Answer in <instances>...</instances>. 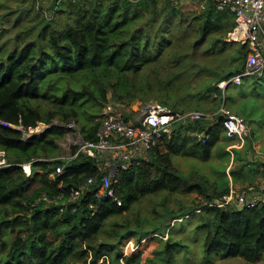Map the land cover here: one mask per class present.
Segmentation results:
<instances>
[{
  "label": "trees",
  "instance_id": "trees-1",
  "mask_svg": "<svg viewBox=\"0 0 264 264\" xmlns=\"http://www.w3.org/2000/svg\"><path fill=\"white\" fill-rule=\"evenodd\" d=\"M158 1L141 0L134 4H143L140 7H150L156 12ZM63 3L78 6L81 5V0H66ZM122 5L126 11H119L117 4L113 7L105 5L107 13H94L87 19L81 17L73 27L65 31L58 32L53 26L48 31L41 29L36 40H27L16 49L5 51L1 47L0 120L22 125L26 130L38 128L42 123L48 124L53 120H58L59 123L72 118L78 120L77 98L80 95H86L85 101L87 97L94 98L102 109L107 102L106 95L109 90L113 93V100L124 104L126 108L136 98L141 101L150 100L144 96L150 93L155 101L175 111L215 112L219 105L211 106L204 102L205 108L196 103L186 107L169 90L162 93L161 88L150 92H143L141 89L137 93L131 87H125L126 84L123 85L126 78L120 77V73L130 72L128 79L137 85L138 82H134L135 74L144 61L150 58L142 52L148 44V40L141 42L138 39L142 32L131 31L125 37L124 27L132 22L135 15L128 16V5L125 2ZM162 5L161 10L166 9L164 16L180 13L179 5L171 0H163ZM196 18V32L199 35L196 42L208 38L211 39L212 47L217 43L237 44L234 57L238 61L225 71L217 73L213 82L206 84L205 97L210 92L214 99L220 98L221 103L224 102L232 111L242 115L243 109L236 110L227 104L225 91L230 83L222 90L218 82L243 72L247 45L224 40L232 29L234 20L226 10H217L214 0H207ZM39 21L43 22V19ZM46 26L43 22L42 28ZM160 35L162 40L157 42L159 49L167 38L163 31ZM44 38L50 47H44ZM34 40L37 50L32 47ZM6 52L9 54L2 55ZM155 57L157 55L153 56ZM116 67L119 69L118 73ZM97 68H101L100 73L94 71ZM180 72L169 71L167 77L178 76ZM243 77L239 84H234L242 86ZM145 83L150 85L149 82ZM63 84L66 87L61 86ZM232 93L231 97L240 105V101H237L239 95ZM251 93L252 90H248L244 96ZM203 96L204 93L197 95L198 99ZM222 119L223 116L217 114L211 118L175 124L172 133L162 137L161 147L156 145L138 163L118 171L113 185L116 196L122 201L121 205H117L110 198L99 200L98 209L94 213L89 209V202L95 201L90 192L81 200L75 212H71L69 207L60 212L63 200L48 204L37 200L43 191L52 198L59 193L57 184L49 179L51 169L57 164L64 166L62 178L65 188L78 185L88 176L99 178L101 175L94 164L95 160L87 156L80 155L69 161L46 160L58 156V152L50 154V150H58L57 141L66 131L64 126L53 124L40 135L23 139L20 129L0 123V149L6 152L10 163L0 168V264H101L97 262L106 252L109 254L108 264H119L121 244L125 239L133 237L138 243L153 233L163 234L169 226L168 223H162L169 217L178 218L194 210H198L201 217L196 228L207 229L203 241L204 251L202 250L204 258L241 257L247 263H264V204L253 208H240L231 204L227 208L209 205L219 201L228 190L224 171L219 170L220 173L215 179L193 171L182 173L171 158V154L180 153L208 159L213 146L220 139L221 130L223 132ZM98 125L99 122L90 128L80 127L82 136L94 139ZM189 130L203 131L209 137L202 143L196 137L188 135ZM215 150L221 161L229 157V153L221 145ZM233 152L236 153L235 158L240 160L238 168L241 170L247 162V156L236 148ZM33 158L37 160L32 162V169L40 168L42 172L36 173L40 183L37 192L31 196L26 193L30 177L25 175L19 164ZM257 166L264 167V161L255 162L254 171ZM92 187L98 188L99 182L96 181ZM158 190L192 191L195 193V200L189 206L181 204L177 209L165 208V211L159 212L157 221L149 226H142L140 220L132 226L123 223L122 229L116 231L117 238L98 241L99 230L108 218L128 210L145 194ZM158 240L161 244L152 251L154 255L144 259L143 264H174L175 251L188 247L181 239H173L170 235L166 239ZM112 244L114 245L111 246ZM107 246L108 250L103 251L102 248ZM81 259L83 262H80ZM134 262L137 261L126 259L127 264Z\"/></svg>",
  "mask_w": 264,
  "mask_h": 264
},
{
  "label": "rangeland",
  "instance_id": "rangeland-1",
  "mask_svg": "<svg viewBox=\"0 0 264 264\" xmlns=\"http://www.w3.org/2000/svg\"><path fill=\"white\" fill-rule=\"evenodd\" d=\"M64 1H60L62 5H56V0H35L33 2L30 0H0V48L3 47L5 51H9L18 48L27 40H36L41 33V29L42 31H48L54 26L58 32L65 31L73 27L81 17L87 19L91 18L94 13L99 15L107 13L105 5L113 7L117 4L119 11H126L127 9L123 8L122 5L125 2L128 5L127 8H129L128 16L134 14L135 18L124 27V35L127 37L129 32L135 30L138 31L137 33L142 32V36L138 39L141 42L148 40L147 47L142 52L146 56L148 55L150 59L145 60L136 72L134 82H138L137 85L128 79L130 72L120 73V77L124 76L126 78L123 85L126 84L125 87H131L137 93L141 89L143 92H150L153 89L161 88L162 93L169 90L186 107L188 104L196 103L205 108L206 104L204 102L211 106L214 104L220 105V98L214 99L210 92L205 97V86L208 82H213L217 73L225 71L238 61L234 57L237 44L233 42H228L225 45L217 43L215 47H212L211 39L208 38H202L199 42H196L199 38L196 32L198 20L196 17L204 8V5H201V0H180L176 3L181 9L180 13H169L167 16H164L166 9L161 10L163 0L158 1L156 12H153L150 7H140L143 4L135 5L126 0H118L117 3L116 0H90L89 2L81 0V5L78 6H68L67 3H63ZM134 8H137V10L134 11ZM39 19H43V22L47 24L46 28H42L43 22H38ZM161 31L167 34V38L164 39L159 49L157 42L162 40ZM35 40L32 47L37 50L38 46ZM44 47H50L45 38ZM8 54V52L2 53V55ZM154 55H157V57L153 58ZM96 70L99 73L101 72V68L94 71L96 72ZM169 71L181 72L178 76L175 75L170 78V76L167 77ZM118 72L119 69L116 67V73ZM242 81L244 83L242 86H237L233 82L229 84L228 89L225 91L227 104L236 110H244L241 114L251 126L250 133L253 135L254 140L259 143L258 148L264 152V138L261 139L264 134V68L261 76L256 74L247 75L243 77ZM145 82H149L150 85ZM64 84L61 86L66 87ZM248 90H252L251 95L244 96ZM232 92L239 95L237 101H240V105L231 97ZM203 93L204 96L198 99L197 95ZM112 94L111 90L107 92V102L102 109L94 98L87 97L85 101L86 95H80L77 98L79 99L77 101L78 126L90 128L94 123L100 122L103 110L109 104L115 103ZM232 95L234 96L233 93ZM144 96L150 99L147 100L148 102L155 100L150 93ZM147 101H141L139 98L134 99L131 103L132 109L137 111L138 103H146ZM116 103L118 102L116 101ZM124 118L128 122L137 124L133 114L124 112ZM65 138L64 135L58 142L60 149L69 146V144L66 145L67 147L64 146L66 144ZM57 152L58 150L55 149L50 150V154ZM67 152L68 150L62 154ZM175 158L177 159L175 163L180 172L193 171L196 174L206 175L210 173V166L213 165L216 170L221 161L214 155L206 163L200 157L180 155V153ZM257 168L258 166L255 169L256 173L259 172ZM214 171L212 169L213 174L210 175V179L218 175ZM238 172L242 173V171ZM194 200L195 193L192 191L158 190L145 194L128 210L108 218L99 230L98 241L117 238L116 231L122 229L123 223L132 226L140 220L143 223L142 226H149L157 221L159 212L165 211V208L177 209L181 204L189 206ZM200 218L198 210H194L178 218L169 217L162 223L163 225L168 223L169 226L163 234L160 232L153 233L144 237L138 243L133 240V237L125 239L121 244L118 263L127 264L126 259L131 258L132 261H137L131 264H143L144 259L147 256L154 255L152 251L161 244L158 238L166 239L170 235L173 239H181L188 245L186 248H178L175 251L174 264H264L263 262L247 263L241 257L220 259L217 256H211L208 260L204 258L202 250L204 251L203 241L207 229L205 227L196 228ZM127 247L128 249H126ZM108 248L107 246L102 250L105 251ZM110 252L114 254L112 251ZM108 258L109 254L106 252L97 263L108 264L110 263ZM80 262H83V259Z\"/></svg>",
  "mask_w": 264,
  "mask_h": 264
},
{
  "label": "built area",
  "instance_id": "built-area-1",
  "mask_svg": "<svg viewBox=\"0 0 264 264\" xmlns=\"http://www.w3.org/2000/svg\"><path fill=\"white\" fill-rule=\"evenodd\" d=\"M61 0H56V5ZM129 3H137L141 0H126ZM175 4L178 0H171ZM194 1V0H188ZM217 10H226L233 16V27L226 34V41H234L247 45L245 58V68L242 73L233 75L229 79L218 82V86L224 90L225 86L231 82L239 84L243 76L261 75L264 68V0H214ZM207 0H201L203 6ZM134 115L137 124L128 122L124 118L123 108L117 104H109L102 112L103 116L95 132L94 139H87L82 136L80 126L76 119H68L61 122L66 130L71 131L68 136V144L73 146L66 154L46 158V160H72L80 155L93 158L95 166L100 170L99 178L88 176L76 186L64 187L62 175L65 172L62 164L55 165L50 173L49 179L57 184L59 193L53 198L46 192H42L37 200L47 204L63 200L59 211H64L67 207L71 212L77 211L81 200L87 193H91L95 201L89 202V209L94 213L98 209L99 200L110 198L117 205L122 201L116 196L114 190V179L121 168H128L133 163H138L141 157L146 156L159 142L165 134L172 132L175 124L184 123L204 118H211L221 114L222 129L228 138L244 137L249 135L251 126L245 117L232 111L222 102L215 112H203L200 110L175 111L172 108L155 100L139 103ZM1 124L9 126L10 123ZM44 125H40L36 130H43ZM188 135L196 137L204 143L208 135L203 131L189 130ZM37 160V159H34ZM264 161V159H262ZM31 163V162H30ZM6 152L0 149V168L9 165ZM26 174L30 169L25 164H21ZM51 167V166H50ZM99 182L98 188L92 185ZM235 205L240 208H253L264 204V173L261 179L256 182H247L243 185H231L224 192L217 205L227 208L228 205Z\"/></svg>",
  "mask_w": 264,
  "mask_h": 264
},
{
  "label": "crops",
  "instance_id": "crops-1",
  "mask_svg": "<svg viewBox=\"0 0 264 264\" xmlns=\"http://www.w3.org/2000/svg\"><path fill=\"white\" fill-rule=\"evenodd\" d=\"M114 104H117L119 107L121 108H125L124 110L127 112V113H130V114H133L135 115L136 112L134 111V109H132V105L130 104L129 107H125L123 104L121 103H114ZM139 104V103H138ZM53 124H58L60 125L59 121L58 120H53L52 122L48 123V124H45V123H42L41 125H44L43 126V130H42V133L47 129L49 128L51 125ZM9 127H14L16 129H20L22 131V135H23V139H26L28 138L27 136L25 137V133L26 132H29V131H32V130H35V129H32V130H26L22 127V125H15V124H11L9 125ZM172 133V132H171ZM188 133V132H187ZM221 135H220V139L216 142V144L213 146V150L210 152V155H209V158L206 159V160H203L205 163L208 162L209 160L212 159V155L216 156L217 157V153H216V150L215 148L220 144L222 147H223V150L225 152H228L229 153V157L226 159V160H223V161H220L219 165L216 167V170H215V167L212 165L210 166V173H208V177L210 178V175H212V169L214 172H217V173H220V171H224L225 173V177H226V184L228 187H230L231 185H236V186H240V185H243L244 183H247V182H253V181H257L259 179H261V177L263 176V173H264V167L260 166L258 168V173H256L254 170H253V166H254V163L257 162L258 160L259 161H262V159H264V152L261 151L258 146H259V143L257 141L254 140V137L253 135L250 133L249 135L247 136H244V137H234V138H228L224 132H222L221 130ZM64 135H65V140H66V144L64 146H66L68 144V136L71 135V131H68L66 130L64 132ZM63 135V136H64ZM169 135V134H168ZM62 136V137H63ZM61 137V138H62ZM60 138V139H61ZM264 138V134H263V137L261 139ZM59 139V140H60ZM59 140L57 141V144L59 146L58 148V153L57 155H62V153L64 151H67V150H72L73 149V146L69 144V146L67 148H63V149H60V145H59ZM261 142V141H260ZM160 147L163 145L162 144V139H161V142H159L158 144ZM63 146V144H62ZM63 146V147H64ZM234 148L238 149L240 151L241 154H246L247 156V162H245V164L243 165L242 169L240 170V168H238V164L240 162V160L238 158H235L236 156V153L234 154ZM176 155H179V154H171V158H172V161H173V164L179 169V167L177 166V164L175 163V160H177L175 157ZM182 155V154H180ZM8 158V157H7ZM198 158V157H197ZM218 158V157H217ZM34 159L36 158H33L31 159L30 161L28 162H25V163H20L19 165L21 166V164H25L28 166V169H30V173L29 174H26V172L24 171L23 167L21 166L23 172L25 173V175L29 176V180H28V188L26 189V193L28 195H34L35 192H37L38 190V186H39V176L36 174V173H41L42 170L40 168H36V169H32V162L35 161ZM219 159V158H218ZM31 162V163H30ZM180 170V169H179ZM220 170V171H219ZM182 171V170H181ZM238 171H242V173L240 174ZM183 173V172H182ZM218 176V175H217ZM217 176H214L212 177L213 179L217 178ZM39 197V196H38ZM37 197V199H38ZM128 249V247L126 248Z\"/></svg>",
  "mask_w": 264,
  "mask_h": 264
},
{
  "label": "water",
  "instance_id": "water-1",
  "mask_svg": "<svg viewBox=\"0 0 264 264\" xmlns=\"http://www.w3.org/2000/svg\"><path fill=\"white\" fill-rule=\"evenodd\" d=\"M42 133V130H32V131H29V132H26L25 133V137H30V136H33V135H40Z\"/></svg>",
  "mask_w": 264,
  "mask_h": 264
},
{
  "label": "bare ground",
  "instance_id": "bare-ground-1",
  "mask_svg": "<svg viewBox=\"0 0 264 264\" xmlns=\"http://www.w3.org/2000/svg\"><path fill=\"white\" fill-rule=\"evenodd\" d=\"M26 167L28 168V166L26 165Z\"/></svg>",
  "mask_w": 264,
  "mask_h": 264
}]
</instances>
